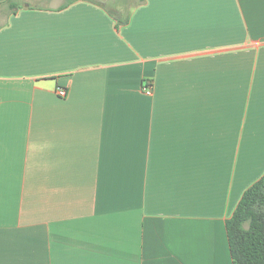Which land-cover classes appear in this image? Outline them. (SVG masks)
I'll return each mask as SVG.
<instances>
[{"label":"crops","instance_id":"0c3cea01","mask_svg":"<svg viewBox=\"0 0 264 264\" xmlns=\"http://www.w3.org/2000/svg\"><path fill=\"white\" fill-rule=\"evenodd\" d=\"M39 1L0 0V264H232L264 0Z\"/></svg>","mask_w":264,"mask_h":264},{"label":"trees","instance_id":"16d2710c","mask_svg":"<svg viewBox=\"0 0 264 264\" xmlns=\"http://www.w3.org/2000/svg\"><path fill=\"white\" fill-rule=\"evenodd\" d=\"M226 229L232 264H264V174L245 189Z\"/></svg>","mask_w":264,"mask_h":264},{"label":"built area","instance_id":"2783aa9c","mask_svg":"<svg viewBox=\"0 0 264 264\" xmlns=\"http://www.w3.org/2000/svg\"><path fill=\"white\" fill-rule=\"evenodd\" d=\"M143 90L147 93H151L150 87L144 86ZM57 93L61 97L66 96V90L64 88H58Z\"/></svg>","mask_w":264,"mask_h":264},{"label":"rangeland","instance_id":"374dc122","mask_svg":"<svg viewBox=\"0 0 264 264\" xmlns=\"http://www.w3.org/2000/svg\"><path fill=\"white\" fill-rule=\"evenodd\" d=\"M40 1H42V0H40ZM40 1H39V3H40ZM45 1L46 0H43L42 3H45ZM101 1H103V0H101ZM108 1H112L111 4H117V3H124L125 2V0H108Z\"/></svg>","mask_w":264,"mask_h":264}]
</instances>
